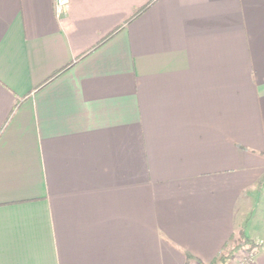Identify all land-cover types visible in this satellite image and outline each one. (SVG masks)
<instances>
[{
	"label": "crops",
	"instance_id": "0c3cea01",
	"mask_svg": "<svg viewBox=\"0 0 264 264\" xmlns=\"http://www.w3.org/2000/svg\"><path fill=\"white\" fill-rule=\"evenodd\" d=\"M55 2L0 0V264H210L242 230L264 264V0Z\"/></svg>",
	"mask_w": 264,
	"mask_h": 264
},
{
	"label": "trees",
	"instance_id": "16d2710c",
	"mask_svg": "<svg viewBox=\"0 0 264 264\" xmlns=\"http://www.w3.org/2000/svg\"><path fill=\"white\" fill-rule=\"evenodd\" d=\"M254 248H255V243L252 240H250L245 234V232L242 230L239 238L234 242L232 247H230V249L227 252L222 253L219 258L215 259L210 264H227V262L233 257H235L239 251H244L248 249L253 250ZM186 255L188 260L192 258L191 254L187 253ZM199 264H206V263L200 262Z\"/></svg>",
	"mask_w": 264,
	"mask_h": 264
},
{
	"label": "built area",
	"instance_id": "2783aa9c",
	"mask_svg": "<svg viewBox=\"0 0 264 264\" xmlns=\"http://www.w3.org/2000/svg\"><path fill=\"white\" fill-rule=\"evenodd\" d=\"M68 2L69 0H56L55 9L58 15H61L66 11ZM253 259H254V253L250 251L246 255H244L243 258L240 259L237 264H251Z\"/></svg>",
	"mask_w": 264,
	"mask_h": 264
},
{
	"label": "rangeland",
	"instance_id": "374dc122",
	"mask_svg": "<svg viewBox=\"0 0 264 264\" xmlns=\"http://www.w3.org/2000/svg\"><path fill=\"white\" fill-rule=\"evenodd\" d=\"M250 251H251V249L244 250V251H239V252L236 254V256L233 257V258L231 259V260H232V263H233V264H237L238 261H239L240 259H242L243 256L246 255V254H247L248 252H250Z\"/></svg>",
	"mask_w": 264,
	"mask_h": 264
}]
</instances>
